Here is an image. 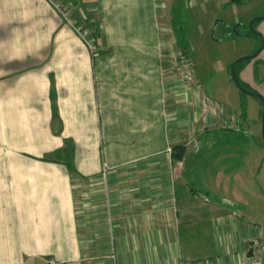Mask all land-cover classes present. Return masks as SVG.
Segmentation results:
<instances>
[{
    "label": "crops",
    "instance_id": "1",
    "mask_svg": "<svg viewBox=\"0 0 264 264\" xmlns=\"http://www.w3.org/2000/svg\"><path fill=\"white\" fill-rule=\"evenodd\" d=\"M64 2L91 48L47 0H0V264L238 260L264 237L263 184L257 164L215 161L233 149L191 148L230 128L171 70L164 1ZM263 65L264 48L239 78L264 96Z\"/></svg>",
    "mask_w": 264,
    "mask_h": 264
},
{
    "label": "rangeland",
    "instance_id": "2",
    "mask_svg": "<svg viewBox=\"0 0 264 264\" xmlns=\"http://www.w3.org/2000/svg\"><path fill=\"white\" fill-rule=\"evenodd\" d=\"M163 1L164 14L162 17L167 28L172 30L170 32L172 51L169 59L171 70L174 68L173 73L177 77H183L184 81L190 82L189 84L195 83V77L196 82H198L197 85L203 86L216 103L224 107L221 108L224 115L220 114V121H222V125L230 128L223 131L218 129L217 133L210 136V138L206 137L199 140L198 136L194 137L191 148H197L201 143V146L216 147L224 152L223 147H228L233 149V153L226 156L216 155L215 161L225 159L235 163L257 164L254 179L258 181V184H263V189L260 190L263 197L264 177L263 182H261L262 167H260L261 163H263L262 166L264 165V149L261 148L264 147L260 124L261 104L256 97L239 93L231 80L229 71L231 63L237 57L248 55L254 51L258 47L259 41L254 35L246 34L243 37L231 35L225 39L222 36L225 29L221 24L223 23L227 27L232 26V28L235 25H241L238 26L240 31L248 30L249 20L264 13V0H235L233 2L230 0ZM176 17L179 19L180 24L177 23ZM261 22H264V20H259L258 24ZM176 27L185 29V37L183 36L181 41L177 39V36L171 38L173 33L176 32ZM211 29H214L213 36L211 35ZM179 50L182 53L175 54ZM246 63L243 62L240 66L243 67ZM240 66L237 68L238 76L240 75ZM192 69L195 76H193ZM256 90V92L261 93L258 89ZM240 100L246 106L247 116L244 118V123L240 121ZM227 109H231V112H226ZM251 118L255 119V131H252L249 126ZM239 125L240 127H238ZM221 133H227V137ZM241 147L245 151L242 155H239L236 153V148ZM192 156L194 157V155ZM208 157L210 155L206 158ZM193 159L197 163V167L205 162L200 154L195 155ZM261 213L263 217H261V222L264 228V209ZM261 264H264V252L261 257Z\"/></svg>",
    "mask_w": 264,
    "mask_h": 264
},
{
    "label": "built area",
    "instance_id": "3",
    "mask_svg": "<svg viewBox=\"0 0 264 264\" xmlns=\"http://www.w3.org/2000/svg\"><path fill=\"white\" fill-rule=\"evenodd\" d=\"M47 1L51 5V7L62 17V19L69 26L73 28V30L84 41V43L91 48L92 40L90 38V28L86 27V25L82 21H78L75 17L72 16L71 9L64 2V0H47ZM214 104L219 109H221L218 103H214ZM263 252H264V237L255 238L252 242L249 251L245 253L242 257H240L238 260L231 262L229 264H261V257ZM45 264H63V263L59 261L48 260Z\"/></svg>",
    "mask_w": 264,
    "mask_h": 264
},
{
    "label": "water",
    "instance_id": "4",
    "mask_svg": "<svg viewBox=\"0 0 264 264\" xmlns=\"http://www.w3.org/2000/svg\"><path fill=\"white\" fill-rule=\"evenodd\" d=\"M259 20H264V13L262 15L252 17L248 22V26H249L250 31H252V33L256 34L260 39V43H259L258 47L256 48V50L254 52H252L248 55H243V56L237 57L231 63V65L229 67V71H230L231 80L233 81V83L235 84V86L237 87L239 92H241L243 94L252 95V96H254L260 100V102L262 104L261 135H262V138L264 139V96L261 93H258L256 91H251V90H248L247 88H245L243 86V84L241 83V81L239 80V76L237 74V64L240 61L252 59V58L256 57L259 54V52L264 48V35L260 31L255 29L253 26L254 22L259 21ZM213 30L214 29H211V35L212 36H213Z\"/></svg>",
    "mask_w": 264,
    "mask_h": 264
},
{
    "label": "trees",
    "instance_id": "5",
    "mask_svg": "<svg viewBox=\"0 0 264 264\" xmlns=\"http://www.w3.org/2000/svg\"><path fill=\"white\" fill-rule=\"evenodd\" d=\"M230 1H235V0H230ZM263 14V13H262ZM177 18V17H176ZM179 22V24H180V21H179V19L177 18V23ZM258 22L259 21H255L254 22V24H253V26H254V28L256 27V25L258 24ZM181 26H183V25H181ZM177 29H176V32L174 33L175 34V36H177V39L178 40H182L183 39V36L185 37V29L183 28V27H176ZM244 34H246V35H254L255 37H257V39H258V41H259V43H260V39H259V37L256 35V34H254V33H252V31H250V29L248 28V30L244 33ZM179 36V37H178ZM253 52V51H252ZM251 52V53H252ZM249 60H251V59H247V60H242V61H240L239 63H238V65H237V68H238V66H240L241 64H243V62H245V61H249ZM237 74H238V71H237ZM239 80L241 81V79L239 78ZM241 83L243 84V86L245 87V88H247L248 89V87L245 85V83L243 82V81H241ZM241 95H243V93H241V92H239ZM240 109H241V116H245V114H246V106H245V103L244 102H241V104H240ZM184 154H185V145L183 144V143H178V144H174V145H172L171 146V156H172V158L174 159V160H177V161H181L183 158H184ZM57 155V154H56ZM66 166H67V168H68V170H71V171H74L75 169H74V167H73V165H72V163H71V160H70V155H67L66 156Z\"/></svg>",
    "mask_w": 264,
    "mask_h": 264
},
{
    "label": "flooded vegetation",
    "instance_id": "6",
    "mask_svg": "<svg viewBox=\"0 0 264 264\" xmlns=\"http://www.w3.org/2000/svg\"><path fill=\"white\" fill-rule=\"evenodd\" d=\"M220 22V21H219ZM221 25H223V27H224V29H225V32H224V35H222L223 37H225V39L226 38H228V36H231V35H235V36H237V37H243L245 34V32L247 31H240V29L238 28V26H241V25H235L233 28H232V26L231 27H227V25H225V24H221ZM215 28V27H214ZM231 28V29H230ZM240 31V32H239ZM256 50V49H255ZM254 50V51H255ZM253 51V52H254ZM255 58V57H254ZM253 59V58H252ZM250 61V60H249ZM246 62H248V61H246ZM245 63V62H244ZM238 65V64H237ZM242 65V64H241ZM241 67V66H240ZM245 85L248 87V90H251V91H257L256 89H254V88H252V87H250L249 85H247L246 83H245ZM258 99V98H257ZM259 100V99H258ZM259 102H260V100H259ZM260 104H261V102H260ZM261 108H262V104H261ZM261 114H262V109H261ZM261 114H260V124H261Z\"/></svg>",
    "mask_w": 264,
    "mask_h": 264
}]
</instances>
